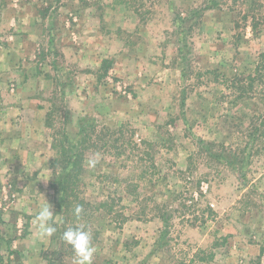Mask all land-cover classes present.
<instances>
[{"label": "rangeland", "instance_id": "rangeland-1", "mask_svg": "<svg viewBox=\"0 0 264 264\" xmlns=\"http://www.w3.org/2000/svg\"><path fill=\"white\" fill-rule=\"evenodd\" d=\"M10 1L0 0V17L3 12L7 16ZM29 1L38 6L36 30L43 36L38 63L50 65L57 85L52 93L39 96L51 103L50 138L35 146L47 149L38 158V162L46 161L47 182L27 185L34 200H28L29 194L17 195L26 188L22 184L10 179L11 185L0 184V264H48L50 259L54 264H75V255L57 252L62 207L50 186L51 163L57 155L54 139L69 114L61 91L67 81H76L90 67L98 69L91 77L97 97L85 114L77 116V131L87 120L99 127L128 123L135 131L134 140L150 141L155 155L157 168L149 173H156L152 184L142 180V196L156 194L163 203L186 193L191 205L187 216L175 215L168 230L153 212L148 217L134 214L126 221L111 219L104 212L96 214L89 231L95 248L92 264H264V149L248 148V183L223 165L196 162L194 173L187 170L190 155L198 151L197 137L243 148L252 115L264 114V78H244L254 75L258 63L262 64L264 26L253 30L242 21L238 26V15L226 8L207 9L198 23L179 26L178 15L189 17L205 0ZM54 36H76L78 51L71 59L56 45ZM215 69L217 77L205 74ZM224 77L243 79L253 89L237 99L226 89ZM75 106L81 110V104ZM96 157L94 168L87 161L82 194L94 202L113 190L114 178L133 177L130 168L109 166L110 155L99 151ZM121 160L127 166L136 159ZM199 178L209 179L199 185ZM123 197L121 204L128 205L127 194ZM45 204L53 211L56 231L51 236L41 235L37 227V213Z\"/></svg>", "mask_w": 264, "mask_h": 264}, {"label": "trees", "instance_id": "trees-1", "mask_svg": "<svg viewBox=\"0 0 264 264\" xmlns=\"http://www.w3.org/2000/svg\"><path fill=\"white\" fill-rule=\"evenodd\" d=\"M215 8L220 10L226 8L235 12L240 20L237 21L238 26L241 21L248 23L253 30H259L264 26V0H205V4L200 8L193 9L189 13V17L178 15V20L176 19V21L179 26L185 25L189 21L198 23L205 10ZM193 25L194 22L189 27L192 28ZM183 42L185 43V41ZM57 53L58 51H54L55 56H57ZM180 54L184 61L187 60V55H185L182 46ZM260 56L262 57V64L258 63L255 74H249L248 77L244 78L250 81H254L259 77L260 80L264 78V53H261ZM108 61L104 60L103 63ZM109 66L110 64L106 68ZM218 73L219 70L217 69L205 72V74L215 75V77H217ZM224 79L225 81H222L228 82V88L226 89H231L237 99L243 98L241 96L247 95L246 92L253 89L250 84L245 86L243 79H229L227 77H224ZM218 81L220 80L218 79ZM64 85H67V83ZM63 89L61 91L62 94H64ZM237 90H239V94ZM220 104H224L223 99L220 100ZM69 121L70 116L66 113V125L61 130L60 136L56 137L53 142V148L57 151V155L51 163L53 176L50 186L57 193L58 204L62 207L57 252L61 251L75 255L72 246L62 239L63 232L69 227L78 225H84L86 230L90 231V227L93 225L92 219L96 214L103 212L111 219L113 217L121 221L128 220L134 214H137V217H148V212H153L152 216L161 218L167 230L170 221L176 214L187 216L191 205L187 204L186 195H184L186 193L176 195L172 201H163V203L157 201L156 194L149 193L142 196V180L147 179L150 182L156 173L155 171L149 173L150 168H157L155 155L151 149L152 144L150 141L141 139L140 142H137L134 140L135 131L130 126L128 128V123L116 127L105 125L99 127L95 121L87 120L81 123L77 134L72 137L67 130ZM245 134L248 137V141L243 148L240 146L233 147L232 144H226L224 141L217 142L197 137L198 151L190 155L187 170L190 171V174L194 173V169L197 167L196 162L198 164L200 162L204 163L209 167L223 165L236 171L241 182L248 183V148L255 150L256 147L260 146V150L264 149V142L262 141L264 140V114L259 115L258 118L252 115L250 126ZM145 144H148L146 149L141 147V145ZM99 151L111 156L108 162L109 166L120 164L123 168H130L133 172V177H130V174L127 178H114L112 180L111 176L108 175L107 177L112 180L114 185L113 190L104 196L102 200L94 202L86 200L82 194L87 161L89 157L97 158L96 154ZM121 157L125 160H131L133 157L136 160H131L132 164L126 166V163H122ZM98 158L107 162L105 156H99ZM204 179L209 178H199L197 180L200 181L198 182L199 185L200 183L202 184ZM150 183L152 184V182ZM123 194H127L128 205L121 204L125 199ZM77 205L82 207V212L79 216L75 214ZM167 230H164V232L167 233ZM48 264H54L53 260H48Z\"/></svg>", "mask_w": 264, "mask_h": 264}, {"label": "crops", "instance_id": "crops-1", "mask_svg": "<svg viewBox=\"0 0 264 264\" xmlns=\"http://www.w3.org/2000/svg\"><path fill=\"white\" fill-rule=\"evenodd\" d=\"M6 12L7 16L3 12L0 17V184L4 181L11 185L8 179L22 184L26 188L18 191L17 195L28 197L27 185L47 182L44 177L46 161L38 162V158L47 149L43 151L35 146L47 143L50 138L47 130L50 127L48 119H51V103L39 96L52 93L57 85L50 65L38 63L43 37L38 36L36 30L37 24H40L38 6L29 0H12ZM54 37L65 57L71 59L72 54L78 51L75 46L76 36ZM97 71L93 67L87 68L80 78L75 77L76 81H67L63 89L70 114L67 130L72 137L78 132L75 128L77 116L85 114L87 105L97 97L93 95L97 87L93 88L91 80ZM77 102L81 104L78 108L84 109V112L76 110L74 105ZM34 163H37V168L32 167ZM30 169L36 170L31 172ZM29 195L31 198L28 197V200L36 197Z\"/></svg>", "mask_w": 264, "mask_h": 264}, {"label": "clouds", "instance_id": "clouds-1", "mask_svg": "<svg viewBox=\"0 0 264 264\" xmlns=\"http://www.w3.org/2000/svg\"><path fill=\"white\" fill-rule=\"evenodd\" d=\"M98 160L89 158V167H95ZM82 212V207L77 205L75 214L77 216ZM53 211L49 204H45L37 213V227L41 235L51 236L55 233L56 228L52 222ZM62 239L71 245L76 256L75 264H92V258L95 253V248L92 246V235L86 230L84 225L67 228L62 235Z\"/></svg>", "mask_w": 264, "mask_h": 264}]
</instances>
